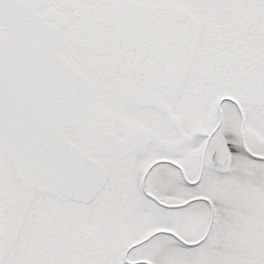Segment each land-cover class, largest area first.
Here are the masks:
<instances>
[{
	"label": "snow or ice",
	"instance_id": "1",
	"mask_svg": "<svg viewBox=\"0 0 264 264\" xmlns=\"http://www.w3.org/2000/svg\"><path fill=\"white\" fill-rule=\"evenodd\" d=\"M0 264H264V0H0Z\"/></svg>",
	"mask_w": 264,
	"mask_h": 264
}]
</instances>
